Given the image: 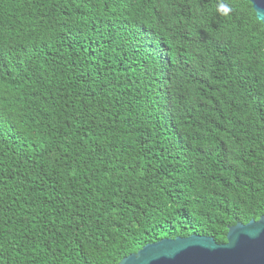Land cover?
<instances>
[{
	"label": "trees",
	"instance_id": "obj_1",
	"mask_svg": "<svg viewBox=\"0 0 264 264\" xmlns=\"http://www.w3.org/2000/svg\"><path fill=\"white\" fill-rule=\"evenodd\" d=\"M263 214L248 0H0V264H117Z\"/></svg>",
	"mask_w": 264,
	"mask_h": 264
},
{
	"label": "water",
	"instance_id": "obj_2",
	"mask_svg": "<svg viewBox=\"0 0 264 264\" xmlns=\"http://www.w3.org/2000/svg\"><path fill=\"white\" fill-rule=\"evenodd\" d=\"M264 26V0H248ZM117 264H264V214L229 226L226 241L203 235L162 238L143 245Z\"/></svg>",
	"mask_w": 264,
	"mask_h": 264
}]
</instances>
